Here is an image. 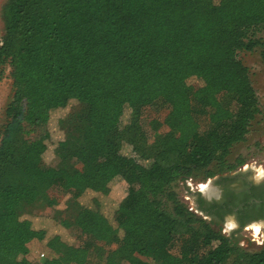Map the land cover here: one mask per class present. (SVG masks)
Wrapping results in <instances>:
<instances>
[{"label":"trees","instance_id":"16d2710c","mask_svg":"<svg viewBox=\"0 0 264 264\" xmlns=\"http://www.w3.org/2000/svg\"><path fill=\"white\" fill-rule=\"evenodd\" d=\"M225 1L7 2L0 82L9 70L12 95L0 125V264H264V246L241 248L173 189L244 163L228 157L261 113L239 55L260 49L264 62V0ZM157 106L165 113L150 118L151 134L145 117ZM110 170L109 185L128 184L115 224L97 199L81 202ZM40 209L55 210L80 245L36 227L29 216ZM89 214L94 233L83 228ZM36 239L52 255L21 258Z\"/></svg>","mask_w":264,"mask_h":264},{"label":"rangeland","instance_id":"374dc122","mask_svg":"<svg viewBox=\"0 0 264 264\" xmlns=\"http://www.w3.org/2000/svg\"><path fill=\"white\" fill-rule=\"evenodd\" d=\"M8 1L9 0H0V46L5 35V22L2 12L4 6ZM224 3L227 5L231 4L230 0H226ZM259 36L264 38V32H261ZM239 58L242 59V61L251 70L252 81L255 89L257 90L260 101L261 113L253 122L251 131L248 134L247 139L244 142L235 145L231 155L228 158L230 162L233 163L237 158H243L246 163L250 164L253 167V172L256 173L257 169H260V171L264 170V62L260 54V49L253 52H241ZM8 74L9 70L6 71V76L0 82V125L3 124L6 120L5 109L12 95L11 80L9 76H7ZM31 87V80H25L22 82V92L28 99L30 96ZM151 96L157 102H161L162 100H164L162 97L165 95L160 90H154L151 92ZM74 107L75 104L73 103L68 109L57 113L56 120L58 118H61L62 116H66L70 111L73 110ZM164 113L165 111L158 108V106L157 108H152L148 111L147 118L145 117V128L149 130L151 134L152 126L149 122L150 118L162 116L164 115ZM130 116L131 110L127 108L124 115V122H127ZM125 151L126 153L131 152L129 147L126 148ZM113 176L114 172L112 170L107 172L100 185V192L88 191L81 199V202L86 206L92 207L94 206L93 200L97 199L100 202L101 211L110 219L111 222H113V224H115L116 222L114 221V214L119 202L128 192V184L122 179H114L109 185V181ZM203 181L204 179H202V177L198 179L182 180L178 182L173 189L176 191V194L178 195V198L181 202H183L188 207H192V192L196 190L197 184H202L204 183ZM64 199H66V197H64ZM63 203L61 205H63ZM54 212L55 210L52 209H40L37 210L33 215H30L29 218L33 220L36 227L46 228L48 231V237L53 235L54 233H60L61 236L68 242L74 245H80V241L77 237L79 236V232L75 230L68 231L59 226L54 220ZM95 218L96 217H93L91 214L86 217L85 224L83 225L84 230L90 233H94V230L90 228L88 224L91 222L90 219H92L95 223ZM218 231L226 237H232V239L245 250L256 251L262 247L261 245H259L258 241H254L255 236L251 235L252 230H244L242 232H226L227 229L221 231L218 229ZM254 233L258 235V233H256V230ZM27 248V251L21 255V258L26 257L33 261H44L46 258L52 255V252L46 245V241H39L36 239L29 243ZM42 253H44L45 256H42ZM81 263H83V260L78 264Z\"/></svg>","mask_w":264,"mask_h":264},{"label":"flooded vegetation","instance_id":"af4514ba","mask_svg":"<svg viewBox=\"0 0 264 264\" xmlns=\"http://www.w3.org/2000/svg\"><path fill=\"white\" fill-rule=\"evenodd\" d=\"M242 163L233 170L218 172L215 176L204 179L207 193L197 184L192 192V207L189 209L197 216L212 224L215 229L242 232L255 230L254 224L261 226V232L254 241H263L264 246V173L259 169ZM234 232V233H236ZM232 239V237H230Z\"/></svg>","mask_w":264,"mask_h":264},{"label":"bare ground","instance_id":"6f19581e","mask_svg":"<svg viewBox=\"0 0 264 264\" xmlns=\"http://www.w3.org/2000/svg\"><path fill=\"white\" fill-rule=\"evenodd\" d=\"M261 172L264 173V170H261ZM201 186L205 189V191L207 193H210L212 191V188H209L206 190L205 185L202 184ZM252 228H254L256 230V233H258V234H259V232H261V226L260 225L254 224V226Z\"/></svg>","mask_w":264,"mask_h":264},{"label":"built area","instance_id":"2783aa9c","mask_svg":"<svg viewBox=\"0 0 264 264\" xmlns=\"http://www.w3.org/2000/svg\"><path fill=\"white\" fill-rule=\"evenodd\" d=\"M255 236H257V235L255 234ZM258 243H259V245H261V246H262V244H263V241H258ZM42 256H45V254H44V253H42Z\"/></svg>","mask_w":264,"mask_h":264}]
</instances>
